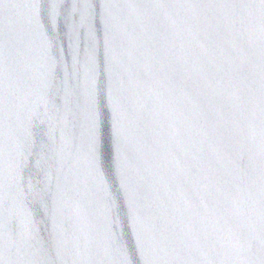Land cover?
<instances>
[{"label":"water","instance_id":"obj_1","mask_svg":"<svg viewBox=\"0 0 264 264\" xmlns=\"http://www.w3.org/2000/svg\"><path fill=\"white\" fill-rule=\"evenodd\" d=\"M0 264H264V0H0Z\"/></svg>","mask_w":264,"mask_h":264}]
</instances>
